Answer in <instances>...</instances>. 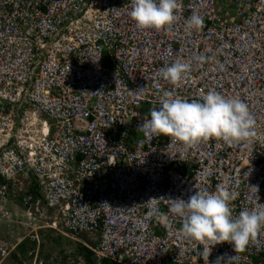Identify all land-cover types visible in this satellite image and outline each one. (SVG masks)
Masks as SVG:
<instances>
[{"label":"built area","instance_id":"built-area-1","mask_svg":"<svg viewBox=\"0 0 264 264\" xmlns=\"http://www.w3.org/2000/svg\"><path fill=\"white\" fill-rule=\"evenodd\" d=\"M178 2L156 31L136 28L132 0H0V223L18 198L27 220L85 234L98 264H205L214 242L185 238L169 199L227 185L234 214L264 204V0ZM194 12L204 26L189 31ZM176 61L192 65L179 85L161 75ZM209 89L248 104L250 142L186 145L142 127L164 91ZM26 237L35 229L0 241V261ZM217 258L264 264V229L244 251L211 246Z\"/></svg>","mask_w":264,"mask_h":264},{"label":"clouds","instance_id":"clouds-1","mask_svg":"<svg viewBox=\"0 0 264 264\" xmlns=\"http://www.w3.org/2000/svg\"><path fill=\"white\" fill-rule=\"evenodd\" d=\"M178 7V0H132L129 15L137 29L159 31L175 22ZM203 26V17L195 12L187 19L189 31H198ZM191 70V63L176 61L166 67L161 75L173 85H179ZM149 117L142 125L149 134L170 136L186 145L210 138L228 144H247L255 131V118L248 104L238 96L226 97L215 89L202 92L199 98L192 100L178 98L173 91H164L159 107L151 110ZM237 198L238 193L234 189L223 185L214 192L197 190L187 199H169V211L181 221L180 231L185 238L214 242L203 253L205 264H208L211 246L228 242L234 250L244 251L264 229V204L256 202V208L234 214L232 202ZM154 212L155 207L149 215ZM23 218L20 226L28 222L30 225L26 229L29 231L34 228L36 234L37 229H40L37 225L44 223L38 219L33 221ZM217 261L220 258L215 264Z\"/></svg>","mask_w":264,"mask_h":264},{"label":"rangeland","instance_id":"rangeland-1","mask_svg":"<svg viewBox=\"0 0 264 264\" xmlns=\"http://www.w3.org/2000/svg\"><path fill=\"white\" fill-rule=\"evenodd\" d=\"M7 208L13 210L11 220L0 223V241L3 240H16L25 237V231L22 233L19 228L15 231L7 229L20 226L24 220L21 216V209L18 198L8 203ZM55 219V218H54ZM37 226V240L29 241L26 237L24 239L23 248L24 253L17 248L10 251L0 264H85L83 259L77 253V245L82 243L75 236L66 233L57 222L51 225L39 223ZM14 229V228H13ZM13 237V238H12Z\"/></svg>","mask_w":264,"mask_h":264},{"label":"trees","instance_id":"trees-1","mask_svg":"<svg viewBox=\"0 0 264 264\" xmlns=\"http://www.w3.org/2000/svg\"><path fill=\"white\" fill-rule=\"evenodd\" d=\"M18 249L21 250L23 253L25 252L24 251L25 249L23 248V243H21L18 246ZM76 250H77L78 255L83 259L85 264H98V263H96L95 259L93 258L92 251L88 247L83 245L82 243H79L77 245ZM99 264H117V263L104 260L103 262H101Z\"/></svg>","mask_w":264,"mask_h":264},{"label":"water","instance_id":"water-1","mask_svg":"<svg viewBox=\"0 0 264 264\" xmlns=\"http://www.w3.org/2000/svg\"><path fill=\"white\" fill-rule=\"evenodd\" d=\"M80 241L84 243V245L90 247V248H95L94 242H92L85 234H78L76 236Z\"/></svg>","mask_w":264,"mask_h":264},{"label":"crops","instance_id":"crops-1","mask_svg":"<svg viewBox=\"0 0 264 264\" xmlns=\"http://www.w3.org/2000/svg\"><path fill=\"white\" fill-rule=\"evenodd\" d=\"M13 228H14V224H13Z\"/></svg>","mask_w":264,"mask_h":264}]
</instances>
